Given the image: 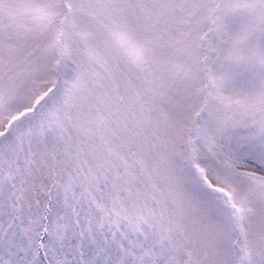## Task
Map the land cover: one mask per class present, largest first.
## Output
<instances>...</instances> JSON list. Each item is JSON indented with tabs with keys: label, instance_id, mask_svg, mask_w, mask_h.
<instances>
[{
	"label": "snow or ice",
	"instance_id": "snow-or-ice-1",
	"mask_svg": "<svg viewBox=\"0 0 264 264\" xmlns=\"http://www.w3.org/2000/svg\"><path fill=\"white\" fill-rule=\"evenodd\" d=\"M0 264H264V0H0Z\"/></svg>",
	"mask_w": 264,
	"mask_h": 264
}]
</instances>
